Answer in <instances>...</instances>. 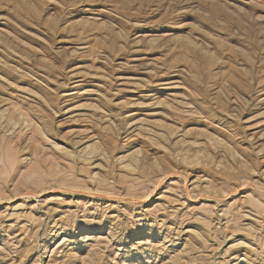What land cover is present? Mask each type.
I'll return each instance as SVG.
<instances>
[{"label": "rangeland", "instance_id": "374dc122", "mask_svg": "<svg viewBox=\"0 0 264 264\" xmlns=\"http://www.w3.org/2000/svg\"><path fill=\"white\" fill-rule=\"evenodd\" d=\"M0 264H264V0H0Z\"/></svg>", "mask_w": 264, "mask_h": 264}, {"label": "bare ground", "instance_id": "6f19581e", "mask_svg": "<svg viewBox=\"0 0 264 264\" xmlns=\"http://www.w3.org/2000/svg\"><path fill=\"white\" fill-rule=\"evenodd\" d=\"M82 193H85V192L83 191ZM88 193H89V192H88ZM98 195H99V194H98ZM149 196H150V195H149ZM156 199H157V198H156ZM145 201H146V200H145ZM242 253H243V252H242ZM247 254H248V253H247ZM235 258H236V257H234V259H235ZM242 258H243V257H242ZM242 258H241V259H242ZM246 258H247V257H246ZM245 261H246V260H245ZM246 263H247V262H246Z\"/></svg>", "mask_w": 264, "mask_h": 264}]
</instances>
